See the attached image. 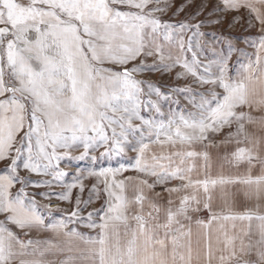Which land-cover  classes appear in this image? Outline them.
Segmentation results:
<instances>
[{
	"label": "snow or ice",
	"instance_id": "1",
	"mask_svg": "<svg viewBox=\"0 0 264 264\" xmlns=\"http://www.w3.org/2000/svg\"><path fill=\"white\" fill-rule=\"evenodd\" d=\"M169 6L167 0H0V161H8L0 169V264H264V36L242 72L230 76L227 58L213 72L192 45L193 36L204 35L198 31L204 21H162L157 13ZM241 10L264 32V0H217L209 15ZM146 57L160 63L146 64ZM176 66L183 69L178 79L190 75L209 87L175 89L192 110H170L159 122L146 119L142 111L162 116L158 100L170 97L135 74ZM253 125L259 131L250 130ZM225 128L230 131L221 143L234 146L225 161L247 167L243 174L213 176L206 149L217 145L209 136ZM81 146L78 159L97 147L105 148L102 156L126 146L137 153L131 165L136 177L117 178L124 166L90 172L97 178L90 192L99 198L102 191L104 204L86 218L74 209L69 221L86 219L94 235L65 230L64 220L45 224L35 197L25 191L66 177L58 162L73 159L68 150ZM21 168L51 179L32 181ZM79 179L67 185L69 192ZM173 180L179 183L164 188L166 206L150 198L156 184ZM237 186L254 207L234 210ZM53 195L69 199L68 192ZM91 202V196L83 201ZM201 209L209 215L195 221L202 230L194 235L191 213ZM9 225L27 230L25 236L43 229L79 243L22 240ZM253 253L255 262L245 258Z\"/></svg>",
	"mask_w": 264,
	"mask_h": 264
},
{
	"label": "rangeland",
	"instance_id": "2",
	"mask_svg": "<svg viewBox=\"0 0 264 264\" xmlns=\"http://www.w3.org/2000/svg\"><path fill=\"white\" fill-rule=\"evenodd\" d=\"M169 7L161 14L157 13L162 21L175 23L176 21H190L192 24L198 21H204L202 26L198 29L200 33L204 35L193 36L192 45L194 50L197 52L201 64L212 63L214 66L212 71H216V64L227 58L228 63V74L235 76L237 72H241L240 68L249 62L253 58L254 45L258 37L255 29L254 21L248 19L245 10L240 12H214L209 15L213 5L217 0H167ZM182 8L181 11L177 12L176 9ZM175 13V14H174ZM199 13V15H197ZM235 18V19H233ZM219 19L218 24L210 23L211 20ZM192 35V32L185 33V40L187 37ZM165 43V51L167 52L168 45ZM198 45V47H197ZM173 52L176 49H171ZM185 58L191 60V53H186ZM146 64H159L158 57H146L142 58ZM139 61H136L138 63ZM168 63V61H165ZM131 67L132 65H128ZM183 72V69L176 66L171 71L163 70L159 68L154 71H145L135 74L137 79L145 81V83H151L159 87L160 92L168 94L170 99L158 100L153 95V100H158L161 108L162 116L156 113L154 110L142 111V115L146 119H154L157 122L166 118L171 111H178L180 109L192 110L191 103L188 98L183 94H176L175 89L190 87L193 92H203L206 87H200L196 85L193 80L194 78L190 75L184 76L178 79L176 73ZM177 101L178 103H173ZM139 124L140 121H135ZM134 143V141L132 142ZM63 151V150H61ZM84 152L83 147H75L68 150V155L73 159H65L58 162V170L68 173V175L62 178L61 181L55 182L52 187H32L28 186L25 191L29 194V197H35L37 203L38 212L44 218L45 224L57 223L60 220H64L67 224V230L75 229L79 233L94 235V231L85 227L86 219L80 220L73 218L69 221V216L74 209L78 210L79 217H87L89 212H93L96 209L101 208L104 204L105 197L101 191L99 198L95 193H91L90 189L94 184H97V178L94 175H90L92 171H100L103 169H118L124 166L127 170L122 171L117 178L123 177H136L137 172L132 170L131 165L134 164L137 153L133 151L132 146H126L122 152L117 154L116 151L102 156L101 153L105 152L104 147H97L89 151L88 155L84 159H78ZM92 157H96L95 160ZM56 163V162H54ZM8 161L0 162V169L7 167ZM19 174L22 177L30 179L32 181L50 180L49 176H41L31 174L22 168L19 170ZM79 177L77 186L71 188L70 192L67 185L74 182V178ZM153 178H149V182H152ZM83 184V191H80L79 184ZM179 181H175V184ZM20 187L17 184L13 191ZM98 188L102 189V185H97ZM68 192V200H60L53 193H65ZM40 193H48V196H41ZM91 196L92 202L85 205L84 200H88ZM79 197L81 203L76 204V199ZM47 205V207H46ZM3 217L0 216V220ZM93 219L98 220V216H93ZM14 232L22 240L26 239L25 234L14 225H9Z\"/></svg>",
	"mask_w": 264,
	"mask_h": 264
},
{
	"label": "crops",
	"instance_id": "3",
	"mask_svg": "<svg viewBox=\"0 0 264 264\" xmlns=\"http://www.w3.org/2000/svg\"><path fill=\"white\" fill-rule=\"evenodd\" d=\"M255 29L256 32L258 34V37L255 41V45H254V54H253V58L252 60L255 59V55H256V49L257 46L259 45V41L261 36H264V32L261 31L260 25L258 23H255ZM261 57H262V62H264V53H261ZM249 63V62H248ZM246 63V64H248ZM244 64V65H246ZM241 72L243 71V68H240ZM244 111H248L247 109H244ZM252 115L254 117H256L257 119H259L261 117V113L257 112V111H253ZM235 127V126H233ZM250 130L253 131H259L260 129V125H253V126H249ZM230 131V129L225 128L222 132L220 133H215V134H210L209 136V140L211 141V143L216 144V147H212L209 146L206 150L209 154V158H210V164H211V168H210V173L213 176L219 175V174H223V175H237V174H243L246 170V165H241L238 169L235 167H231L228 165V163L225 161V157L229 155V153L233 150V145L228 144H222L221 141L224 139L225 135L227 134V132ZM208 143V142H206ZM152 149L154 151L158 150L157 147L155 145L151 146ZM196 149L199 150H204L202 145H196ZM2 162V161H0ZM203 161H198L197 163H202ZM254 173L258 174L259 173V166L257 165V167L255 169H253ZM195 176V173L193 174ZM175 184V180L167 183V184H156V186L154 187V189L152 191H150L148 194L150 196V198H153L155 200H157L158 203H160L161 205H167V201L169 199V194L167 192L164 191L165 187H171L172 185ZM240 187L241 186H237L236 188L233 189V191H235L237 193L236 197H235V205H234V210L237 212H242L244 211L246 208L248 207H254L255 205V200H246L242 194V192L240 191ZM156 194H159L158 196ZM217 204L219 203V201L216 202ZM215 206V205H214ZM192 215V221H191V228L193 230V234L195 235L197 232H200L202 229L195 223L196 220H207L208 218V212L207 210H203L201 209V211L199 212H195V213H191ZM51 224V223H50ZM23 233H25V231L27 230H21ZM67 230V229H65ZM32 239V240H40V241H44V240H57L58 242H60L61 244H63L66 240L71 239L73 241V244L79 243V241H77L75 238H66L63 236L60 237H55L54 234L50 231V230H32L31 232H29V234L26 236V239ZM37 257H33V256H27L25 257V259H34ZM246 259H249L253 262H255L257 260V257L255 255V253L251 254L250 256L245 257ZM13 264H17L16 261H13Z\"/></svg>",
	"mask_w": 264,
	"mask_h": 264
}]
</instances>
